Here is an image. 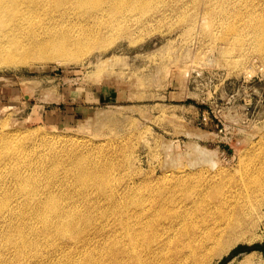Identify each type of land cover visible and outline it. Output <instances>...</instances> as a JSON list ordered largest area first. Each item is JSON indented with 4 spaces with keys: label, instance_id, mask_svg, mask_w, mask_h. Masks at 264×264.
Segmentation results:
<instances>
[{
    "label": "rangeland",
    "instance_id": "1",
    "mask_svg": "<svg viewBox=\"0 0 264 264\" xmlns=\"http://www.w3.org/2000/svg\"><path fill=\"white\" fill-rule=\"evenodd\" d=\"M71 10L38 17L16 40L65 36L80 59L0 64V204L25 211L20 227L39 225L50 174L61 204L94 222L136 197L206 192L243 206L247 226L210 264H264V0H160L96 20ZM16 42L0 29V55ZM80 159L92 182L66 171ZM15 169L26 178L16 182ZM46 238L39 260L50 262Z\"/></svg>",
    "mask_w": 264,
    "mask_h": 264
},
{
    "label": "bare ground",
    "instance_id": "2",
    "mask_svg": "<svg viewBox=\"0 0 264 264\" xmlns=\"http://www.w3.org/2000/svg\"><path fill=\"white\" fill-rule=\"evenodd\" d=\"M158 1L160 0H0V29L5 36L17 41L10 50L0 55V64L18 65L31 58H58L65 61L82 57L79 58L80 52H71L65 36L57 43L40 40L38 35L29 36V43L16 40L19 36L15 32L24 30L25 25L32 26L40 16L72 9L95 14L93 16L96 20L99 14L111 16L124 11L144 12ZM258 24L262 36L260 40L264 44V20ZM105 25V29L102 28L101 31L108 30ZM80 49L82 50V46ZM84 161L80 159L65 165L66 171L79 172L81 182L86 173L87 181L92 182L90 178L96 173L93 170L91 172ZM11 174L16 182L26 178L18 169ZM54 175H46L50 188H46L44 195L39 194V199L36 198L37 213L34 214L39 216L36 221L39 225L31 223L29 228H24L27 223H23L20 227L18 221L25 211L12 208L7 202L9 198H4L7 201L0 204V264H21V260L28 256V249L33 251L28 257L31 264H52L53 261L59 262L58 259L63 260V264H210L227 253L247 232L243 206L221 201V196L218 197L219 200H215L216 196L209 200L206 192L194 195L183 193L177 198L174 192H170L162 197L164 199H153L149 203L146 200L137 201L136 197V202L129 203L128 200L126 204L117 203L112 215L106 214L100 219V214L99 221L94 222L92 216L67 210L61 204L63 192L56 193L51 189L55 181ZM253 177L249 183L255 182L256 177ZM3 178L4 176L0 178L1 183ZM35 183L36 179L32 184L35 186L34 195L38 192ZM188 188L185 185V190ZM0 190L2 191L1 187ZM31 191L27 186L23 188V193L30 196V204H33L36 196L30 194ZM39 233L48 237L46 245L48 250L53 251L52 255L50 253L53 257L50 262L39 260ZM68 237L71 242L60 241Z\"/></svg>",
    "mask_w": 264,
    "mask_h": 264
}]
</instances>
